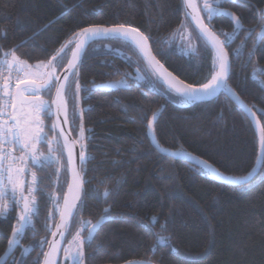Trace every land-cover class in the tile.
I'll use <instances>...</instances> for the list:
<instances>
[{"label":"trees","instance_id":"trees-1","mask_svg":"<svg viewBox=\"0 0 264 264\" xmlns=\"http://www.w3.org/2000/svg\"><path fill=\"white\" fill-rule=\"evenodd\" d=\"M222 7L240 16L245 30L256 27V32L260 31L257 25L264 0H228ZM182 22L191 26L181 30ZM117 24L130 25L150 36L155 56L180 80L197 87L206 82L213 54L203 53V61L198 62L182 46L187 42L177 32L194 36L195 28L185 21L181 0H0V58L14 49L24 62L46 63L83 28ZM212 26L217 34L231 33L233 28L223 17L213 19ZM244 39L245 31H241L228 49L232 61L228 83L246 104L254 106L264 128V72L260 71L264 69V41L257 45L251 63H246L255 34L247 40L239 58L232 55ZM191 42L198 44L194 39ZM112 44L107 39L93 43L79 71L85 151L92 159L84 166L85 203L65 237L60 264L76 233L86 238L87 229L100 220L106 208L110 219L98 227L90 242L83 244V264H264V165L252 183L235 187L206 174L198 163L159 151L190 154L233 181L249 177L261 154L258 129L251 115L224 91L209 103L184 104L178 98L174 102L162 91L164 85L158 83L152 88L146 80L135 79V57L127 49L108 47ZM125 73L132 74L127 77L130 87H97L89 94L93 85L114 83L126 78ZM154 111L158 118L149 131L147 124ZM141 114L145 119L139 118ZM80 123L77 119L72 130L75 139ZM45 124L47 141H53L59 131L50 130L53 123L50 127ZM47 141L41 149L49 154V147L56 148V144ZM63 164V160L59 164L27 162L25 189L35 172L43 178L39 185L43 198L41 192L35 193L39 215L32 217L21 244L6 264H21V260L23 264H43L49 243L41 247L38 242L50 241L59 220L58 212L53 220L48 219L53 205L47 197L66 194L63 181H70ZM106 188L116 194L103 198ZM62 204L61 198V208ZM19 212L20 208L14 207L8 218L0 221V261L13 247H9L8 239ZM152 217L158 222L153 224ZM85 221L91 223H82ZM143 225H149L150 230ZM158 235L167 240L157 243Z\"/></svg>","mask_w":264,"mask_h":264},{"label":"snow or ice","instance_id":"snow-or-ice-1","mask_svg":"<svg viewBox=\"0 0 264 264\" xmlns=\"http://www.w3.org/2000/svg\"><path fill=\"white\" fill-rule=\"evenodd\" d=\"M228 0H201L198 6L197 0H181L184 9L185 21H190L195 25V35L191 33L182 35L181 31L177 35H181L182 41L187 43L182 46L187 47L193 57L198 62L203 61V53L212 55L210 71L205 77L206 82L200 84L198 87L192 84H187L183 80L178 79L168 68L165 67L155 55L152 54L150 40L152 38L145 35L138 28L131 27L130 25L117 24L110 27L104 26H90L83 28L80 32L75 33L72 39H69L61 48H59L51 58L45 63L40 62L35 65L33 71L32 66L26 62L21 61L16 56L15 50H9L3 53L0 58V65H6L9 71L8 76H3L2 93L3 96L9 99V103L5 104L0 101V116L7 115L13 121L11 126H7V121H0V145H2L7 137L9 144L19 145L24 155L19 158L7 156L0 153V221L6 220L10 210L14 207H19L17 225L13 226L11 237L8 239L9 247L13 245L19 246L23 238L26 228L32 223V217L38 216L40 211L39 202L36 199V192L42 193L39 185L42 183L43 178H38L35 172L31 173V180L25 189V180L22 177L26 173L27 160L30 158L33 164H40L47 162L48 164L57 163L61 160L64 161L63 170L66 174H70L71 182L64 179L63 183L67 184V194L62 192L61 197L57 198L54 194H48V200L53 205V210L50 211L48 219L53 220L55 214L58 212L60 216V223L55 225L56 231L52 232L55 238L57 235L62 239L65 231L70 228V219L74 221L75 216L81 210L85 201L81 199V192L83 191V179L85 172V165L92 157L86 154V130L83 126V109L79 107L80 91L82 86L79 83V71L86 57L87 45L98 39H107L113 42L108 47L115 46L116 50L127 49L135 57L133 63L136 65L134 77L137 80H146L148 85L155 88L158 83L166 86L167 92L173 93L171 97L174 102L178 98V102L184 104H192L201 100L216 97L221 94V90L230 94L236 102L240 104L245 112L256 119V113L253 111L254 106L246 104L239 94L229 85L230 70L232 61L228 49L231 44L238 38L241 31H245V39L241 44L232 50V55L236 58L242 54L247 40L253 38V47L249 50L246 63H251V58L255 54L257 45L264 41V9L259 10L260 21L257 25L260 29L256 32V27L244 29V23L240 16L235 12L228 11L222 5ZM203 13V16L201 15ZM223 17L230 20L233 24L232 32H223L219 34L212 26V20ZM191 25L182 22L181 30H185ZM223 36V39H221ZM195 40L198 44H193L191 41ZM153 43H159L158 40H153ZM169 42V41H166ZM161 54L163 50L161 49ZM70 56V58H69ZM10 57V59H8ZM64 69L62 73L58 70ZM17 73L14 89L11 88V72ZM264 72V69L260 70ZM23 73L21 77L19 74ZM126 78L114 82L111 87L118 85H128L127 77H131V73L124 74ZM255 75V69H254ZM74 85V87H73ZM264 86V85H262ZM99 85H93L88 89L91 94ZM53 89H55V99L51 102L41 98V93L51 96ZM28 95H25V94ZM69 101L72 102V111L69 113ZM11 108L9 111L8 108ZM128 110V106L124 107ZM162 110V109H161ZM264 112V109L261 110ZM41 114L47 117L52 115L57 116V120L63 117V124H71L72 129L75 130L77 119L80 120L79 135L76 140H71L69 135L65 134V129L60 127L59 124H53L51 131L55 132L59 128V132L53 141H47V133L44 128V121ZM223 114L221 113V116ZM141 120L145 119V115L141 114ZM158 118V112L152 113V118L148 120L147 127L149 131L153 130V122ZM88 133L92 129H87ZM47 141L49 145L56 144V148L49 147V155L45 156L43 153H38L37 144ZM76 144L80 146L79 152V168L76 163V155L74 147ZM261 150L264 151V128L261 129ZM59 151L60 155L55 156L53 153ZM65 153L67 155L65 156ZM42 158V159H41ZM11 160L5 166L6 160ZM19 159L24 162L25 166H15V161ZM201 163H204L201 161ZM206 174L220 175L217 170L211 166L204 165ZM60 170L57 169V183H62L59 179ZM229 179V177H223ZM248 176L234 178V182L246 181ZM10 186V191H9ZM27 191V195H25ZM116 193L110 189H105L102 193L103 198L107 199L114 196ZM63 200V208L60 207V199ZM109 209H104V215L101 216L97 223L87 229V237H82L80 232H77L74 240L78 241L77 249L71 251V259L73 264H83V244L87 240L90 242L94 238V234L98 227L105 221L110 219L108 215ZM152 223L158 222L157 217H152ZM82 223H91L85 221ZM145 229L150 230L149 225H143ZM164 225L161 228L164 229ZM167 237L158 235L157 243H164ZM42 247L44 243H51V252L54 253L58 250V241L42 240L38 242ZM26 250V251H30ZM69 249H65L68 252ZM46 254L47 255H50ZM23 256V252H22ZM23 264V260H21ZM50 264V261L45 262ZM133 264H148L145 261L133 262Z\"/></svg>","mask_w":264,"mask_h":264},{"label":"water","instance_id":"water-1","mask_svg":"<svg viewBox=\"0 0 264 264\" xmlns=\"http://www.w3.org/2000/svg\"><path fill=\"white\" fill-rule=\"evenodd\" d=\"M190 23H191V22H190ZM192 26L195 28V25L192 24ZM98 40H100V39H98ZM98 40H96V41H98ZM96 41H93V42H91L89 45H87V52H88L89 48L91 47V45H92L93 43H95ZM151 50H152V48H151ZM87 52H86V54H87ZM152 54L155 55L154 52H153V50H152ZM155 57H156V56H155ZM156 59L158 60L157 57H156ZM63 71H64V70H63ZM63 71H62V72H63ZM62 72H61V73H62ZM173 75H174V74H173ZM230 76H231V70H230ZM177 78H178V77H177ZM178 79H179V78H178ZM229 80H230V79H229ZM229 80H228V82H229ZM165 87H166V86H165ZM223 91H224V90H221V94H218V96H216V97L208 98V99L201 100V101H198V102H195V103H199V104H201V103H209V102H212V101L216 100L218 97H220V96L222 95ZM53 99H55V93H54V97H53ZM233 100H235V99L233 98ZM235 102H236V100H235ZM236 103L240 106V104H239L238 102H236ZM53 116H54L55 124H59L60 127L64 128V129H65V134H66V135H69L71 140H76L75 137H74V135H73V133H72L71 125H70V124H69V125H64V124H63V117H62V115H61V117H60L59 120H57V116H56V115H53ZM251 117H252V116H251ZM252 119H253V117H252ZM253 121H254V123H255L257 129H258V133H259V137H260V142H261V129H262V124H261V122H260V120H259V118H258L257 115H256V119H253ZM57 130L59 131V128H57ZM159 151H160L162 154H164V155H166V156H168V157L174 158V159H184V160H186V161H191V162H194V163H198L199 165H202V166H204L205 164L208 165V166H211L210 164L206 163L205 161H203V160H201V159H199V158H197V157H194V156H192V155H190V154L181 153V152H178V153H172V152H171V153H170V152L163 151V150H161V149H159ZM74 152H75V155H76V163H77V167L79 168V166H80V165H79V159H78V157H79V152H80V146H79V144H76V145H75V147H74ZM201 161L204 162V163H201ZM263 165H264V151L261 150L259 163H258V165H257V167H256V169H255V171H254V173H253L251 176H249L248 179H247L246 181L242 180V181H240V182H234L233 180H230V179H224L223 177H226V176L223 175V174H221L217 169H216V170H217L218 173H220V175H215V176H216L217 178H219V180H220L221 182H223L224 184H226V185L235 186V187H241V186L248 185V184L252 183V182H253V181L259 176V174H260V172H261V170H262V168H263ZM211 167H213V166H211ZM213 168H214V167H213ZM83 179H84V176H83ZM70 182H71V176H70V181H69V183H70ZM25 185H26V182H25ZM84 190H85V183H84V185H83V191L81 192V199H83ZM66 194H67V193H66ZM62 208H63V204H62ZM62 208H61V209H62ZM72 221H73V220L70 219V226H71ZM60 222H61V221H60V216H59V220H58L57 224H59ZM69 229H70V228H69ZM69 229H68L67 231H65L64 237H63L62 239L59 237V235H57V237H55V238H54L53 236H51V239H50L49 242L56 240V241H58V245H59L60 242L63 241V239H65V237H66V235H67ZM54 231H56V228H55ZM25 232H26V231H25ZM85 242H86V241H85ZM20 244H21V242H20ZM20 244H19V245H20ZM58 245H57V247H58ZM17 248H18L17 245H13V247H12L10 250H8L7 253L5 254V256L2 258V260L0 261V264H6V263L11 259V257L13 256V254L15 253V251L17 250ZM51 249H52V244L49 243V244H48V247H47V251H46L45 256H44L43 264H45L46 260H47V261H50L51 264H60L61 254H62V251H63V244H62V246H61V248H60V252H59V254L57 255V257H56L55 260L52 258V255H53L54 253L51 252ZM49 253H51V254L46 256V254H49ZM127 264H133V262H131V263H127ZM148 264H152V263H149V262H148Z\"/></svg>","mask_w":264,"mask_h":264},{"label":"rangeland","instance_id":"rangeland-1","mask_svg":"<svg viewBox=\"0 0 264 264\" xmlns=\"http://www.w3.org/2000/svg\"><path fill=\"white\" fill-rule=\"evenodd\" d=\"M101 40V39H100ZM184 53H187L188 54V52L186 51V50H184ZM8 59H10V57H8ZM22 61V60H21ZM27 63V62H26ZM28 65H31L32 66V69H33V71L35 70V65L36 64H38V63H36V64H30V63H27ZM2 66H6V65H0V67H2ZM59 71V70H58ZM61 73V72H60ZM21 77L23 76V73H20L19 74ZM16 82V81H15ZM11 84H12V82H11ZM113 83H108V84H102V85H99V86H101L100 88H102V89H108V90H110V89H117V88H121V87H125L126 85H118V86H115V87H111V86H109V85H112ZM156 87H157V85H156ZM166 95H168L169 97H173L174 96V94L173 93H170V92H167L166 90H162ZM25 95H28L27 93L25 94ZM41 97H43V96H41ZM8 99H10V98H8ZM176 100H177V98H176ZM10 108V107H9ZM8 108V109H9ZM44 114H41V118L43 119V121H44V126H45V128H44V130H45V132L47 133V131H46V124H45V119H44ZM12 124V123H11ZM11 124H9V125H7V126H11ZM9 139H11L10 137H9ZM6 140V139H5ZM43 143H45V141L44 142H41V143H39V144H37V151H38V153H43L45 156H47V155H49V154H47V153H45L44 151H43V149H41V147H42V144ZM14 147H15V150H14V152H13V156L14 157H17V158H19L21 155H24V153L21 151V148H20V146L19 145H16V144H12ZM18 150H19V152L20 153H18ZM42 159V158H41ZM30 158L27 160V162H30ZM8 163H12V161H10V162H8ZM43 163V162H42ZM15 166H25L24 165V162H21L19 159H17L16 161H15ZM22 179H23V177H22ZM9 191H10V186H9ZM76 241L75 240H71L69 243H68V245H67V248L66 249H69V251L68 252H66L64 255H63V257H62V262H61V264H73V261H72V259H71V251L72 250H79V249H77V244L75 243ZM64 243H65V239H63V241H62V244L64 245Z\"/></svg>","mask_w":264,"mask_h":264},{"label":"built area","instance_id":"built-area-1","mask_svg":"<svg viewBox=\"0 0 264 264\" xmlns=\"http://www.w3.org/2000/svg\"><path fill=\"white\" fill-rule=\"evenodd\" d=\"M9 75V71L6 68H1L0 69V101H3L5 104L9 103V99L3 96L2 93V83H3V76H8ZM16 76L17 73L15 71L11 72V88L14 89L15 87V81H16ZM9 111L11 110V108L8 109ZM6 120L7 121V125L12 123V120L9 119L7 117V115L4 116H0V121ZM9 137L6 138V140L4 141V143L2 145H0V153L4 154V155H8L9 153L13 154V151L15 150V147L12 144L8 143ZM9 160H6L5 162H9Z\"/></svg>","mask_w":264,"mask_h":264},{"label":"flooded vegetation","instance_id":"flooded-vegetation-1","mask_svg":"<svg viewBox=\"0 0 264 264\" xmlns=\"http://www.w3.org/2000/svg\"><path fill=\"white\" fill-rule=\"evenodd\" d=\"M54 93H55V89H53L51 96L41 93V96H43L41 98L51 102L53 100ZM51 118L53 119V121H51ZM44 119H45V122L48 124L49 127H50L51 123L55 124V120H54V116L53 115L50 118L47 117V116H44Z\"/></svg>","mask_w":264,"mask_h":264},{"label":"bare ground","instance_id":"bare-ground-1","mask_svg":"<svg viewBox=\"0 0 264 264\" xmlns=\"http://www.w3.org/2000/svg\"><path fill=\"white\" fill-rule=\"evenodd\" d=\"M197 3H198V0H197ZM199 6V5H198ZM62 246V241L60 242V244L58 245V250L56 252H54V254L52 255V258L55 260L57 255L59 254L60 252V248ZM51 264V263H50Z\"/></svg>","mask_w":264,"mask_h":264}]
</instances>
